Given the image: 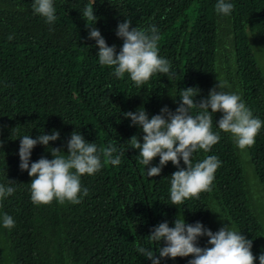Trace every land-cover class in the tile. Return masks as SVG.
Masks as SVG:
<instances>
[{"label":"trees","instance_id":"1","mask_svg":"<svg viewBox=\"0 0 264 264\" xmlns=\"http://www.w3.org/2000/svg\"><path fill=\"white\" fill-rule=\"evenodd\" d=\"M33 2L0 0V184L16 189L0 206V264H152L137 248L159 257L165 242L148 236L160 223L174 227L180 216L213 233L225 226L241 232L252 241L254 264H259L264 210L253 206L235 139L218 128L223 113H212L219 142L192 157L193 164L210 155L222 162L211 191L179 206L170 199L171 175L178 168L169 161L160 175L147 176L139 150L129 143L133 136L143 143L144 133L124 113L143 107L151 119L165 106L174 113L182 90L199 89L198 104L221 81L223 91L239 94L254 117L264 121V0H226L234 5L227 16L216 12L218 0H54L57 20L51 25L34 13ZM93 4L95 27L117 54L123 45L118 24L129 19L138 29L156 26L159 55L171 62V79L157 73L136 86L127 73L120 79L114 67L100 65L99 48L86 26L94 24L83 17ZM200 111L190 110L193 116ZM54 130L59 139L47 147L37 144L29 166L41 157L54 159L51 148L67 156L74 131L98 148L111 142L125 153L120 165L81 177L88 195L81 193L78 204H33L32 177L19 167L21 137L36 139ZM244 150L264 190V127ZM159 160L148 167L159 166ZM180 167H186L182 159ZM9 180L14 182L9 185ZM5 213L15 221L10 229L3 226ZM208 239L199 237L197 246L211 247ZM191 259L160 258V264H189Z\"/></svg>","mask_w":264,"mask_h":264},{"label":"clouds","instance_id":"2","mask_svg":"<svg viewBox=\"0 0 264 264\" xmlns=\"http://www.w3.org/2000/svg\"><path fill=\"white\" fill-rule=\"evenodd\" d=\"M32 9L35 14L45 18L46 23L53 24L57 20L54 0H34ZM234 5L226 0H218L215 10L218 14H231ZM87 22L94 26L89 28V39H95L99 48L98 59L102 66L114 67V75L123 79L127 73L136 86L147 83L154 74L172 75L171 62L159 55L158 42L161 39L159 29L151 26L148 29L132 27V22L126 19L118 24L116 35L123 40L122 48L117 54L115 45L108 46L100 31L95 27L98 17L95 15L94 4L87 6L83 12ZM12 39V36H9ZM224 82L219 81L207 98L196 103L194 98L199 89L189 87L180 93V106L173 113L167 106L160 114L149 119L143 107L136 112H126L132 125H139L144 133L143 143L133 136L129 140L132 148L139 150L140 163L147 167V176L155 177L161 174L162 168L171 161L178 170L171 175L170 199L172 205H182L185 200L199 198L201 192L211 191L215 172L222 162L215 155L207 156L193 164V154L198 150L209 152L220 140V132L213 131L212 113L221 112L218 121L220 131L230 133L241 150L251 147L255 138L264 127V121L254 117L246 107L239 94L223 91ZM202 111L193 116V108ZM211 109V112L209 111ZM58 131L52 134H42L36 139L24 135L20 139L19 157L20 169L28 171L32 177L30 183L31 201L35 205L50 204L53 200L63 204L69 201L73 204L81 202V193L88 195V189L81 184L85 174L93 175L105 165L118 166L125 154L115 144L99 147L94 142H88L78 131L71 134L67 142V153L61 154L60 148H51L54 159L41 157L29 166L32 150L37 144L48 146L50 141L59 139ZM2 147V143H0ZM159 156V166L148 167ZM103 157V161L101 159ZM181 159L186 167H180ZM14 181L9 180V185ZM16 191L13 186L0 184V206L2 201ZM3 226L12 228L15 221L12 216L4 214ZM207 236L211 247L197 246L198 238ZM148 239L152 242H165L158 249L159 257L149 248L138 247L137 252L152 260V264H160V258L188 257L193 259L189 264H254L252 241L241 232L228 226L213 233L200 222L188 224L183 216L176 218L174 227L163 222L154 227ZM259 264H264V254L259 256Z\"/></svg>","mask_w":264,"mask_h":264},{"label":"rangeland","instance_id":"3","mask_svg":"<svg viewBox=\"0 0 264 264\" xmlns=\"http://www.w3.org/2000/svg\"><path fill=\"white\" fill-rule=\"evenodd\" d=\"M261 64L264 65V57L262 58ZM238 150L240 151L241 154H243L241 155V157L244 163L246 181H247L248 187L252 189V192L254 195V205L253 206L262 207V209L264 210V207H263L264 206V190L262 188V185L260 184L258 177L256 176L253 170L252 164L249 162L248 155L245 154V150H241L240 148H238Z\"/></svg>","mask_w":264,"mask_h":264}]
</instances>
